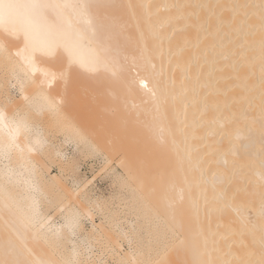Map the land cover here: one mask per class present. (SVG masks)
<instances>
[{"label":"bare ground","instance_id":"bare-ground-1","mask_svg":"<svg viewBox=\"0 0 264 264\" xmlns=\"http://www.w3.org/2000/svg\"><path fill=\"white\" fill-rule=\"evenodd\" d=\"M12 2L44 7L14 10L0 30V264H89L72 237L79 192L35 163L66 157L34 127L41 117L66 143L120 153L140 240L119 264H264V0ZM70 99L92 120L76 123Z\"/></svg>","mask_w":264,"mask_h":264},{"label":"rangeland","instance_id":"rangeland-1","mask_svg":"<svg viewBox=\"0 0 264 264\" xmlns=\"http://www.w3.org/2000/svg\"><path fill=\"white\" fill-rule=\"evenodd\" d=\"M6 40L10 43L9 46L11 48L20 45L19 42H14L11 38H6ZM6 63L5 61L4 65ZM3 67L0 68V81L2 76H8L7 69H3ZM10 96L17 100L20 99V92L16 84L11 87ZM70 100L66 107L68 109L66 110L70 111V113L67 112L72 115V119H75L76 123L86 124L87 121L84 123L85 120H92L90 115L88 116L91 110L87 105L79 107L76 105V100L78 101V99L72 100L75 102H72V104ZM0 102H5V97H0ZM16 104L21 108L25 107V102L23 101H18ZM89 110L90 112L88 113L87 111ZM76 113L78 114L76 115ZM74 116L78 117L79 120ZM83 116L87 117V119H84ZM34 127L43 131V135L48 140L47 147L51 146L55 148L59 146L61 151L66 155L61 160L62 162L56 159L54 155H35V163L38 167H47L46 177L48 179L53 175H57L59 181L70 192H79L76 194V201L71 200V206L76 207L83 213V216L80 218L82 226L81 230L76 231L72 237L76 244L80 246L83 258H88L89 264H119L121 257H125L128 253L136 251L140 240L139 222H137L135 213L129 207L130 190L121 184L123 182L122 177L125 174L117 164L120 160L119 157H121L120 153H116L117 156L115 153L112 154L113 152L111 153L108 148H105L107 147L105 145H101L100 149L103 148L100 150L101 153L100 151H93L88 144L81 140H77V142L70 140L66 143L64 142L65 133L58 126L47 127L42 117L35 121ZM90 127L86 128L88 132L93 128V126ZM48 144L50 145L48 146ZM104 148L109 152L104 151ZM106 158L110 160L109 164L106 163ZM111 158L113 159L111 160ZM53 189L57 193L64 190L63 187H60V184L54 185ZM254 195L259 196L255 193ZM236 197H238V194ZM40 198L42 200V211L51 218L54 224H63V212L57 211L55 206H48L44 199ZM68 198L71 199L69 196ZM84 209H88L91 215L88 216ZM252 211V208L249 209L250 220L254 219ZM111 216H114L120 227L122 226L125 229L126 233L124 235L120 234V227H113ZM224 230H228V227H225ZM88 246L90 248L86 250L85 248Z\"/></svg>","mask_w":264,"mask_h":264},{"label":"snow or ice","instance_id":"snow-or-ice-1","mask_svg":"<svg viewBox=\"0 0 264 264\" xmlns=\"http://www.w3.org/2000/svg\"><path fill=\"white\" fill-rule=\"evenodd\" d=\"M30 7L33 9H39L44 7L41 4H32V5H21L12 2V0H0V30L8 31L6 20L9 19L14 12V10ZM36 28V23L32 17H26L21 30L24 31L26 36H29L31 32ZM51 51V46L48 48ZM3 122V114L0 113V123Z\"/></svg>","mask_w":264,"mask_h":264}]
</instances>
